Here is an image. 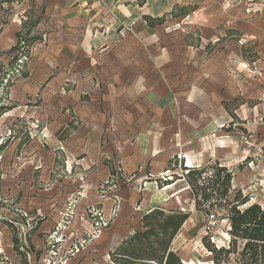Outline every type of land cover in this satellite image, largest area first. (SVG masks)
<instances>
[{
  "label": "rangeland",
  "instance_id": "1",
  "mask_svg": "<svg viewBox=\"0 0 264 264\" xmlns=\"http://www.w3.org/2000/svg\"><path fill=\"white\" fill-rule=\"evenodd\" d=\"M99 1L88 26L70 6L51 12L54 0H0V264H110L89 249L156 207L189 212L173 247L213 264L202 239L228 248L227 212L207 219L185 182L162 187L174 172L160 158L178 152L179 176L187 149L201 166L250 159L240 187L264 206V97L249 103L263 105L253 130L216 124L246 102L243 85L264 89V0Z\"/></svg>",
  "mask_w": 264,
  "mask_h": 264
},
{
  "label": "trees",
  "instance_id": "2",
  "mask_svg": "<svg viewBox=\"0 0 264 264\" xmlns=\"http://www.w3.org/2000/svg\"><path fill=\"white\" fill-rule=\"evenodd\" d=\"M152 26L163 19H147ZM172 159L167 171L174 172L173 179L164 181L169 186L185 180L192 191L196 211L207 219L216 218L219 210L227 212L229 246L215 247L210 236L202 239L205 248L213 255V264H264V207L251 203L250 195L232 186L238 171L250 159L231 169L218 160L208 165L182 167L183 175H176ZM179 176V177H178ZM232 194L234 196L232 197ZM190 217L189 212L166 211L155 208L141 218V229L134 230L121 244L109 253L111 264H184L173 243Z\"/></svg>",
  "mask_w": 264,
  "mask_h": 264
},
{
  "label": "crops",
  "instance_id": "3",
  "mask_svg": "<svg viewBox=\"0 0 264 264\" xmlns=\"http://www.w3.org/2000/svg\"><path fill=\"white\" fill-rule=\"evenodd\" d=\"M100 1L99 0H93V2H92V0H54V2H51L50 3V7H51V12H53L56 8H57V10H62L63 9V7L66 5V7H71L72 9H73V13H76V14H80L81 13V15L82 16H84L85 18H86V23L88 24V26L89 25H92V24H94L95 22H97V19H98V17L101 15V14H98V12L100 11V8H99V6H100ZM127 8H125V10H126ZM60 12V11H59ZM102 12V11H101ZM72 13V14H73ZM118 14L120 15H118L119 17H120V19H122V20H125L126 19V17L128 16V14H130V17H132V19H133V16L136 14L135 13V11H133V9L130 11V12H128V11H124V10H122V9H118ZM93 17V18H92ZM148 18H152V19H157L158 17H156V18H154V17H147L146 18V22L149 24V25H151L150 24V22L147 20ZM158 19H160V17L158 18ZM163 19V18H162ZM159 25V24H158ZM152 26V25H151ZM157 26V25H156ZM152 27H154V26H152ZM240 59V56H238V57H236V60L238 61ZM241 59H242V61L244 60L243 59V57H242V55H241ZM231 63L232 62H230V64H229V62H227V64H228V66L229 67H233L234 69H237L236 67H237V65H238V63H236V64H234V66L233 65H231ZM236 71V70H235ZM241 79H242V81H243V78L241 77ZM262 81H263V83H264V79H262V80H258V82H261L262 83ZM244 84V82H242V85ZM236 90V89H235ZM219 92V91H218ZM238 92V91H237ZM221 93V92H220ZM242 98H243V100L244 101H246V102H244V104L241 106V108L238 110V111H235L234 112V114L235 115H230V114H228L227 112H226V110H224L225 111V113H226V119H224V115H222V117L221 118H223L224 120H226L225 122H224V120L222 121V119L221 120H219V118H218V120H217V125H220L221 124V126H224V125H227V126H231L230 125V122H232V123H234V121H235V118H238L241 122H242V124H240V126L241 127H243L244 129H248V130H253V127H252V122L250 121V122H247L246 123V121L249 119V118H254V117H256V116H258L259 115V112H260V110L262 109V104H253L252 106H250L249 105V103H250V101H253V100H258V99H260V98H262V97H264V89L262 88V86L261 85H258V84H256L255 85V87H254V94L252 95V91H251V87H250V90L248 89V86L247 85H243V87H242ZM235 96H237V93H234V91H231L230 93H228V101L229 100H232V99H234V97ZM218 98H220V100L221 101H223V100H225V99H222L221 98V96H220V94L218 95ZM215 126V125H214ZM233 126H235V124L233 125ZM217 131V130H216ZM232 133H234V132H226V133H224L223 131L222 132H217L216 133V137H218L217 135H231ZM75 137H77L76 135L75 136H72L71 138H72V140H74L75 139ZM202 149H200L199 148V150L198 151H201ZM194 154V155H193ZM203 154V153H202ZM178 156H180V154L177 152L176 153V151H174V150H171V152H167L166 154H164L161 158H160V162H162V165L161 166H163V171H167V167H168V165H169V163H170V161L172 160V159H174V158H176V157H178ZM208 161L209 160H218L219 162H220V160L218 159V158H214V157H212V156H209V157H207L206 158ZM134 160H136V159H134ZM182 160L184 161V163H186L187 165V167H199V166H201V163L198 165V163L197 162H199L200 161V159L198 158V155L197 154H195V152L194 153H192V151L190 150V149H187L186 150V152L183 154L182 153ZM188 160H191L192 161V163L194 164H191V163H187L188 162ZM204 160H202V162H203ZM159 162V163H160ZM86 163H88L86 160H83L82 159V162H81V164L84 166ZM140 164H141V161L139 162ZM158 163V164H159ZM221 163V162H220ZM203 164V163H202ZM222 165H224V166H226V167H228V168H231V167H229L228 165H225V164H222ZM160 166V167H161ZM234 168V167H233ZM232 168V169H233ZM245 169V168H244ZM244 169L242 170V171H238L237 173H236V176H235V178H234V180H233V182H232V186L234 187V188H240V190L242 189V187H240V186H242V184H243V182L244 183H247L248 182V180H249V178H247L246 179V176L244 175V174H242V172L244 171ZM157 170H159V168L157 167ZM110 169L109 168H106V167H104V166H102V173H100V172H98L97 173V175L99 176H101V177H103L104 179H107L109 176H110ZM239 173V174H238ZM238 174V175H237ZM243 176H245V177H243ZM264 178V177H263ZM263 178H260V181L262 182V183H264V179ZM238 182L237 184H235V182ZM250 181H251V177H250ZM183 182H185L186 183V181L185 180H178L177 182H175L174 184H172V185H175L174 186V188H176V186L179 184V183H183ZM170 186V185H169ZM186 186L188 187V189H189V186H188V184L186 183ZM165 187H167V186H164V188ZM190 190V189H189ZM252 202L253 203H256V202H254V200L252 199ZM43 204L39 201V200H34V201H25L24 202V205H23V207L25 208V209H29V208H36V207H39V206H42ZM261 205V204H260ZM264 207V206H263ZM156 208H158V207H156ZM153 209H155V208H153ZM162 209V208H161ZM150 210H152V209H150ZM150 210H148L147 212H149ZM173 211H179V209H172ZM168 211H171V210H168ZM181 211H182V209H181ZM146 212V213H147ZM145 213V214H146ZM143 215L144 214H142L141 215V217H140V223H141V218L143 217ZM141 228H137V229H135V230H140ZM183 229V228H182ZM134 231V230H133ZM132 231V232H133ZM131 232V233H132ZM131 233H129V235L131 234ZM129 235H127V236H125V237H123L122 238V232L120 231L119 233H117V231H115V232H113V234L112 235H106V234H104L103 236H102V238H100L97 242H96V244L93 246L94 248H90L89 250L90 251H92V253H93V255H96L97 253H104L106 256H107V258L109 259V262H110V257H109V253L111 252V251H113L115 248H117L120 244H121V242L126 238V237H128ZM118 241V242H117ZM120 241V242H119ZM91 253V252H90ZM90 256H91V254H90ZM90 256H89V258H90ZM183 263H184V260H183ZM92 264H93V262H92ZM110 264H111V262H110ZM185 264V263H184Z\"/></svg>",
  "mask_w": 264,
  "mask_h": 264
},
{
  "label": "bare ground",
  "instance_id": "4",
  "mask_svg": "<svg viewBox=\"0 0 264 264\" xmlns=\"http://www.w3.org/2000/svg\"><path fill=\"white\" fill-rule=\"evenodd\" d=\"M185 263V262H184Z\"/></svg>",
  "mask_w": 264,
  "mask_h": 264
},
{
  "label": "built area",
  "instance_id": "5",
  "mask_svg": "<svg viewBox=\"0 0 264 264\" xmlns=\"http://www.w3.org/2000/svg\"><path fill=\"white\" fill-rule=\"evenodd\" d=\"M213 219V218H212Z\"/></svg>",
  "mask_w": 264,
  "mask_h": 264
}]
</instances>
